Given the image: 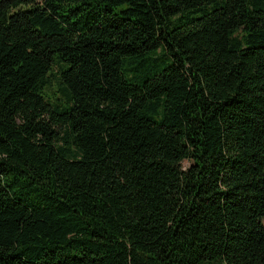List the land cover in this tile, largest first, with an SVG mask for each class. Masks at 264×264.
Masks as SVG:
<instances>
[{
  "label": "trees",
  "instance_id": "trees-1",
  "mask_svg": "<svg viewBox=\"0 0 264 264\" xmlns=\"http://www.w3.org/2000/svg\"><path fill=\"white\" fill-rule=\"evenodd\" d=\"M0 264H264V0H0Z\"/></svg>",
  "mask_w": 264,
  "mask_h": 264
},
{
  "label": "rangeland",
  "instance_id": "rangeland-1",
  "mask_svg": "<svg viewBox=\"0 0 264 264\" xmlns=\"http://www.w3.org/2000/svg\"><path fill=\"white\" fill-rule=\"evenodd\" d=\"M56 88H57V87L55 86V87H52L51 89H49V91H48L49 94H50V95H54V94H56ZM184 164L187 165L188 163L185 161Z\"/></svg>",
  "mask_w": 264,
  "mask_h": 264
}]
</instances>
